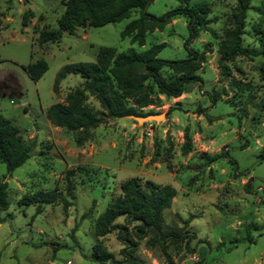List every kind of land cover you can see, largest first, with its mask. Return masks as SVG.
Segmentation results:
<instances>
[{"label":"rangeland","instance_id":"374dc122","mask_svg":"<svg viewBox=\"0 0 264 264\" xmlns=\"http://www.w3.org/2000/svg\"><path fill=\"white\" fill-rule=\"evenodd\" d=\"M64 1L0 0V116L31 147L29 159L10 176L0 163L8 202L0 210V264H99L91 258L96 245L121 261L127 239L134 243L130 264H264V0L250 3L241 36L248 57L230 62L228 75L220 73L218 46L234 29L237 0L151 2L146 12L153 16L175 8L195 11L197 33L188 47L203 54L197 71L202 83L188 84L178 98L158 95L159 102L137 110L163 114L158 124L107 118L81 144L79 134L45 118L48 107L64 103L83 84L79 76L66 75L54 93L59 70L95 63L101 47L142 53L162 44L158 59L183 60L187 22L173 18L147 33L139 47L120 35L138 17L132 13L118 23L62 33L58 42L40 48L38 33L57 28ZM38 60L47 70L33 81L22 67ZM86 104L99 110L92 97ZM132 178L175 190L163 230L183 240L163 247L151 233L138 238L134 224L123 218L115 224L128 232L95 236L96 219ZM52 191L53 203L27 204L33 195Z\"/></svg>","mask_w":264,"mask_h":264},{"label":"trees","instance_id":"16d2710c","mask_svg":"<svg viewBox=\"0 0 264 264\" xmlns=\"http://www.w3.org/2000/svg\"><path fill=\"white\" fill-rule=\"evenodd\" d=\"M154 0H66L64 11L57 20L56 29L38 33L36 42L42 48L48 43H56L62 33L71 34L77 28L102 27L129 19L132 13L138 17L130 20L121 32V38H129L130 43L144 46L145 36L155 29L161 30L170 20L182 17L187 22L185 48L187 57L183 60H161L157 53L163 45H155L137 53L132 48L125 53H117L114 48L98 49L95 63H76L64 66L56 76L53 92H57L60 79L66 75H77L83 80L81 88L68 93L64 103H56L45 110V118L53 127L66 132L77 133V144L87 140L88 131L103 123L105 119H122L126 116L143 117L138 109L146 108L159 102L158 95L167 99L180 97L188 84L202 83L197 75L204 57L203 54L188 47L196 38L195 11L175 8L161 16L146 12L147 6ZM252 0H237L233 12L234 29L226 34V39L218 46V67L220 73L228 75V64L237 57H248L242 48V30L246 13ZM11 0H6L9 5ZM25 25V22H22ZM3 27L0 24V32ZM25 74L37 81L47 70L43 60L29 63L22 67ZM169 72L168 76L163 71ZM87 97H92L99 110H93L86 104ZM150 115V114H148ZM190 139L186 136V145ZM30 146L23 144L19 130L9 120L0 116V163L8 176L22 166L30 157ZM190 151L188 147L184 153ZM219 156H215L218 158ZM213 158V159H215ZM175 190L167 185L160 186L150 181L141 183L137 178L126 180L121 185V196L111 201L105 211L96 219L94 234L101 238L115 230L128 232L126 226L115 224L123 218L126 224H134L132 233L144 238L149 233L155 242L163 247L166 242L183 240L177 234L163 230V213L170 208ZM55 192L38 193L27 199V204H51L56 200ZM65 204V202H64ZM8 208L7 184L0 178V210ZM39 210V209H38ZM90 210L88 211V213ZM87 213V214H88ZM84 214L82 217H87ZM119 231V232H120ZM129 250H122L123 260L117 261L113 255L94 246L92 260L99 264H130L134 243L122 240Z\"/></svg>","mask_w":264,"mask_h":264},{"label":"water","instance_id":"95a60500","mask_svg":"<svg viewBox=\"0 0 264 264\" xmlns=\"http://www.w3.org/2000/svg\"><path fill=\"white\" fill-rule=\"evenodd\" d=\"M124 118L133 120L134 122L137 123L138 126H142V124L149 122V121H153L156 124H158L160 120L164 119V115L163 114H150V115H146L143 117L126 116Z\"/></svg>","mask_w":264,"mask_h":264}]
</instances>
